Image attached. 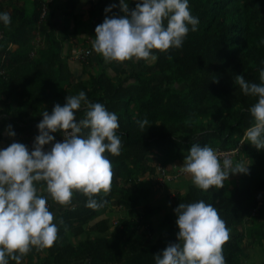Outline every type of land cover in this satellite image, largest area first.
Here are the masks:
<instances>
[{
  "label": "trees",
  "instance_id": "16d2710c",
  "mask_svg": "<svg viewBox=\"0 0 264 264\" xmlns=\"http://www.w3.org/2000/svg\"><path fill=\"white\" fill-rule=\"evenodd\" d=\"M77 2L67 0L65 13L73 16ZM113 3L116 7L106 12V6ZM135 5L136 0H129L130 8ZM50 6V0H0V11H9L12 17L10 24L0 22V102L4 103L0 115L10 116L17 131V123L41 120L45 109L51 112L54 103L63 104L67 95L83 89L89 99L100 100L118 113L122 151L107 153L113 178L111 191L97 194L103 206H88V197L74 191L79 204L54 220L58 238L46 247L47 255L37 264H156L154 254L178 239L174 208L198 199L215 204L230 229L245 228L250 222L246 232L231 234L223 246L227 264H240L245 234L264 242V154L248 141L241 143L244 130L253 122L249 108L257 97L245 94L237 80V74H243L250 81L264 82V0H190L199 24L189 31L182 47L153 49L159 53L154 63L141 58L122 76L112 77L103 69L76 84L62 55L63 41L70 35L68 22L60 24ZM112 14H123L119 0H99L91 16L93 32ZM36 33L43 45L32 55ZM86 110V105L78 109L77 119ZM145 116L150 124L141 128L138 120ZM193 143L239 147L250 161L249 171L227 178L218 188L203 190L191 184L184 193L176 192L172 212L164 219L166 233L155 241L137 240L142 221L133 214L108 234L87 237L78 244L68 241L67 230L75 222H88L115 194H121L118 204L130 211L140 204L146 193L135 178L154 171L151 155L166 164ZM98 229L106 233L104 220Z\"/></svg>",
  "mask_w": 264,
  "mask_h": 264
},
{
  "label": "clouds",
  "instance_id": "9594fccd",
  "mask_svg": "<svg viewBox=\"0 0 264 264\" xmlns=\"http://www.w3.org/2000/svg\"><path fill=\"white\" fill-rule=\"evenodd\" d=\"M189 3L136 0L130 8L129 0H119L123 14L105 16L96 25L93 48L106 61L143 58L154 63L159 53L153 49L182 47L189 31L197 29L199 17ZM113 7L114 3L109 4L105 11ZM11 21L9 11H0V22L7 25ZM237 80L245 94L257 97L249 108L253 122L244 130L241 143L264 148V82L250 81L243 74H237ZM84 105L85 116L77 119V110ZM42 115L31 150L20 141L0 147V264H9L10 259L21 262L32 246L50 247L58 238L55 213L38 182L61 204L71 202L78 190L88 197L86 203L92 208L102 207L97 194H107L112 188L113 163L107 153L119 155L122 151L118 113L100 100L89 99L81 89ZM138 124L146 128L150 123L145 116ZM6 130L10 136L16 135L11 124ZM61 130H65L64 139L56 140L53 133ZM54 140L50 148L44 147ZM247 164L234 163L231 157L222 163L211 145L193 143L182 170L191 174L198 187L208 190L223 186L230 172L249 171ZM174 211L178 239L154 254L156 264H227L223 246L231 230L215 204L204 199L180 202Z\"/></svg>",
  "mask_w": 264,
  "mask_h": 264
},
{
  "label": "crops",
  "instance_id": "0c3cea01",
  "mask_svg": "<svg viewBox=\"0 0 264 264\" xmlns=\"http://www.w3.org/2000/svg\"><path fill=\"white\" fill-rule=\"evenodd\" d=\"M50 10L56 12L60 24L68 22V29L70 30L69 38L63 41L62 55L68 60L71 71H72V84H76L79 81H86L91 74H97L101 70L105 71L112 77L122 76L125 71H130L134 67L136 59L126 61H106L102 54L98 53L93 48V40L96 33L93 32L92 13L95 11V7L99 0H78L75 8L74 15H68L65 13L67 10V0H50ZM85 26H81L82 23ZM73 29H77L74 31ZM75 33H74V32ZM16 48V45H13ZM90 49V53L84 58L79 59L76 57L77 52L80 50ZM4 106L3 102H0V109ZM0 147H6L13 141L24 142L28 145L29 150L34 146V140L36 135L39 133L37 124L40 120L32 119L27 123H17L18 128L15 136L8 135L6 126L11 124L14 128L13 120L7 114L0 115ZM16 129V128H15ZM55 138L60 135V131L53 133ZM189 150H182L180 157L173 161L160 164L156 155H152L149 164L154 167L153 172H146L145 174L136 176L135 180L140 183L141 187L145 190V197L140 199V204L137 205L131 211L128 210L124 205L118 204V199L121 198V194H115L110 204L101 208L97 214L90 219L88 222H75L73 226L67 230L66 235L68 241L72 244H78L87 237L102 236L110 233L116 226H118L122 220L129 219L133 214L134 216H141L142 224L138 229V234L141 235L143 240L151 236L149 228L152 223L151 220L156 212H160V201L154 200L156 197L153 196L152 190L157 189L159 185H162L163 190L167 193L171 191V181H176L178 178L183 176V173L178 175L179 168L184 163V157ZM236 163V159H235ZM165 169L164 181H162V173L160 169ZM186 174V172H184ZM178 175L177 177H174ZM167 176L169 178H167ZM228 178H233L232 174H229ZM168 182H170L168 184ZM168 184V185H167ZM41 188V194L48 196V204L50 209L55 213V220L58 219L65 210L74 208L79 203L73 195L71 202L67 204H61L54 200L50 193L46 190V185L38 184ZM157 195V194H156ZM105 221L108 225L106 233H102L98 229L100 222ZM147 221V222H146ZM121 225V224H120ZM153 226V225H152ZM154 227V226H153ZM144 234V235H143ZM145 238V239H144ZM159 238V237H158ZM157 238V239H158ZM156 239V240H157ZM47 255L46 247L34 246L28 253L24 255V259L21 262H17L13 259L9 260V264H37L41 258ZM89 263V262H86ZM90 264V263H89Z\"/></svg>",
  "mask_w": 264,
  "mask_h": 264
},
{
  "label": "rangeland",
  "instance_id": "374dc122",
  "mask_svg": "<svg viewBox=\"0 0 264 264\" xmlns=\"http://www.w3.org/2000/svg\"><path fill=\"white\" fill-rule=\"evenodd\" d=\"M31 43L34 48L32 55H34V53H36V50L43 45V41L40 36L36 33L35 36L32 38ZM11 47L13 48V45H11ZM240 150L236 156V163H248L247 166H249V159ZM261 151L264 154V148H261ZM230 174H232L233 178H239L241 176V172H230ZM171 182V191L167 192L166 194L163 193L165 192L163 189L166 187H163L162 185H159V187H156L157 189L152 190L153 196L156 197V199L154 200H158L161 202V210L160 212H156L153 216V219L151 220V223L154 226L153 227L151 225V227L149 228L152 233L149 237V240L151 241H155L158 237L160 238L166 233L167 225L165 224L164 219L167 213L172 212L171 203L174 194L176 192L184 193L189 185L195 184L191 174L187 172L186 174L183 173V176L178 178V180ZM169 183L170 182H168V184ZM249 224L250 222H246L244 224L246 226L245 228H248ZM245 228L239 226L236 229H230L231 234L236 233L241 229H243V232H246ZM136 238L138 241H140V239H143L140 234H138ZM241 247L242 252L240 254V264H261L262 260L264 259V242H260L254 235H250L249 233H247L243 236Z\"/></svg>",
  "mask_w": 264,
  "mask_h": 264
},
{
  "label": "built area",
  "instance_id": "2783aa9c",
  "mask_svg": "<svg viewBox=\"0 0 264 264\" xmlns=\"http://www.w3.org/2000/svg\"><path fill=\"white\" fill-rule=\"evenodd\" d=\"M44 11H43V14H44ZM89 53H90V49L80 50L79 52H77L76 57L79 58V59H84ZM64 134H65V130H61L60 131V135L58 137H56L55 139L56 140H63L64 139V136H63ZM54 142H55V140L52 141V142H49L44 147L45 148H50L51 147V144L54 143ZM213 148L217 151V153L219 155V158H220V160H221L222 163H223V161H224V159L226 157H231V159L235 163L236 156L239 153V147L232 148V149H221V148H218V147H213ZM160 172L162 173V175H164V176H162L163 177L162 178V181H164V178L166 179L165 169L164 168H161L160 169ZM184 172L185 171L182 170V167H180L179 168V172H178L179 174L178 175H180V174H182ZM178 175H175L174 177H177ZM167 178H169V177L167 176ZM86 264H89V263H86Z\"/></svg>",
  "mask_w": 264,
  "mask_h": 264
}]
</instances>
